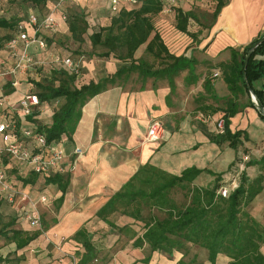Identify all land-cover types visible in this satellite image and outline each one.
<instances>
[{
    "label": "crops",
    "instance_id": "1",
    "mask_svg": "<svg viewBox=\"0 0 264 264\" xmlns=\"http://www.w3.org/2000/svg\"><path fill=\"white\" fill-rule=\"evenodd\" d=\"M215 7L216 2L213 0H164L163 10L154 17L156 27L170 53L196 60L193 67L200 75L198 82L196 84L188 82V70L182 71L175 77L172 87L165 77L144 78L135 73L128 80L110 86L106 91L91 98L83 107L82 118L72 138L64 137L56 144L51 143L63 149L65 153L63 162L67 168L73 163L76 165L74 170L68 172L70 183L62 202H57L61 195L58 185L43 183V192L46 190L50 194L45 201L46 205L52 204L57 209V219L54 220V224L47 226L49 234L54 237L47 236L46 232L42 233L28 247L18 251H16V243H7L0 238V257L8 259L0 264H77L76 253L82 250V245L72 239L73 235L83 226L91 232L99 231L105 225L107 226L97 217L98 209L142 164L149 161L167 170L168 166L161 163V158L163 155L165 157L169 155L171 161L177 160V166L180 164L181 167V158L173 159L176 153L182 151V143L178 137L196 136L206 142L210 134L217 133L216 122L223 113L221 111L215 114H210L209 111L203 113L199 107L203 109L211 104L215 107H225L229 98L237 102L240 110L231 118V129L246 130L250 139L244 141L245 146L251 148L255 154L264 155V118L255 107L250 105L248 93L238 95L231 93L223 78L222 70L216 66L231 58L230 47L242 52L249 43L264 34V0H227V4L214 19ZM178 8L184 11H195L197 20H190L188 30L196 35H188L176 28ZM63 9L68 12L70 9L88 12L91 21L94 18L100 23L106 21V24H109L113 15L109 2L106 0H65L62 8L55 12L58 21L57 29L42 32V37L52 39L50 45L47 43L48 53L41 51L37 45L31 47L36 58L48 62L46 69L43 67L45 72H42V76L30 73L21 75L9 73L14 61L6 46L0 50V86L4 85V95L8 100L0 121L13 118L20 124L19 129L30 130L32 134L36 133V124L19 117L18 102L22 94L26 91L37 93L38 88L35 82L44 80L47 75L50 76L49 73L52 74L53 69H63L70 73L61 65L49 63L50 53H56L62 57L78 58L79 56V54L73 55L64 48L59 49L55 44L56 38L62 36L56 34L63 33L65 34L63 36L70 37L66 35L68 25L62 19ZM48 12V8L43 9L39 15L43 16ZM0 15L10 16L6 8L4 11L0 8ZM6 33L7 30L0 29L1 35ZM146 47L147 43L139 47L135 52L136 59H146L144 56ZM81 62V75L76 82L79 86L91 80L98 81L113 75L118 67L124 64L115 57L95 59L84 57ZM162 67L164 65H160L159 62L155 66V68ZM208 71L212 79V91L203 86ZM263 85L264 78L256 83L258 88ZM200 97L207 99L201 102ZM54 107L56 106L41 102L37 107L39 113L35 115V118L43 124H51ZM46 111L48 113L45 118L50 119L49 123H46L44 114L42 115ZM197 113L208 118L207 121H202L203 123L196 121L195 118L199 117ZM252 116L257 124L256 128L250 126ZM153 119H160L166 125L171 135L169 141L164 143L147 139L148 126ZM181 139L184 141V138ZM20 140L28 145L34 144L32 136L21 134ZM0 144H3L2 141ZM222 146L230 147L227 143ZM77 148L81 150L80 154L76 153ZM125 152H132L133 155H122ZM237 153L239 152L236 150L234 158L228 162L226 168L216 173L227 170ZM115 154L122 156L116 157ZM0 168L6 172L7 181L12 185L21 182L20 176L27 177L31 172L24 164L12 161L8 156L3 157V155L0 157ZM181 170H183L182 167ZM226 177L229 178V175ZM37 183H27L25 187H33ZM199 186L206 185L199 184ZM10 194L9 191L6 193L0 191V196L5 201L1 208L4 221L12 219L10 214L13 217L17 215L7 205ZM39 195H35L36 198ZM24 207L25 210L27 207L28 210L31 208L27 204ZM16 221L15 228L29 231L37 229L32 227V224L24 217ZM94 244L97 249L102 248L95 242ZM114 259L117 264H131L137 261L133 259L121 263L118 258ZM114 259H107L106 263L114 264ZM140 263L137 262V264ZM164 264H170V262L165 261Z\"/></svg>",
    "mask_w": 264,
    "mask_h": 264
},
{
    "label": "trees",
    "instance_id": "2",
    "mask_svg": "<svg viewBox=\"0 0 264 264\" xmlns=\"http://www.w3.org/2000/svg\"><path fill=\"white\" fill-rule=\"evenodd\" d=\"M216 7L213 12L215 19L227 0H213ZM19 0H0V8H6L9 15H0V29L7 30L4 35L0 34V50L11 40L16 33L19 22L25 20L26 14L14 11ZM31 10L38 12L50 9L54 0H29ZM164 8V0H137V3H123L118 11H112L113 15L107 25L100 26L98 30L88 33L90 23L85 11L69 12L66 14L68 34L80 45L87 38L90 39L93 51L88 59L98 56L99 58L115 57L124 63L118 67L113 75L106 76L98 81L91 80L89 83L78 85L77 75L68 73L63 69H53L52 74L44 80L35 82L41 102L55 105L51 124H43L35 115L26 119L36 124V132L46 137L48 144L61 141L64 137L72 138L78 123L83 115V107L96 95L106 91L110 86L126 81L133 74L139 77H165L169 84L174 86V79L182 71L188 70V82L196 84L200 75L195 72L193 64L196 60L185 56H176L169 52L160 32L158 31L154 17ZM111 9V8H110ZM72 10V11H71ZM20 13V15H19ZM194 10L184 11L177 9L176 28L188 35H196L190 32L188 26L190 20H197ZM88 34L89 36L86 37ZM264 36L261 35L249 43L242 52L230 47L231 58L222 61L216 66L222 70L223 78L234 94L249 93V88L255 93L264 105V85L261 88L256 83L264 78V41L260 43L252 53L244 74V62L249 50ZM50 45L51 38L44 37ZM147 43L146 53L158 59L162 68H155L147 59L135 58V52L142 44ZM102 49L103 51H97ZM79 57H85L79 54ZM210 72L206 73L203 83L205 89L212 91V79ZM246 75V77H245ZM215 99V97L213 96ZM200 97L199 101L206 100ZM249 103L255 107L263 117L260 110L249 97ZM201 112L215 114L222 112L220 118L224 119L223 133H212L210 138L218 144L227 143L230 147L238 150L244 141L250 139L244 129L233 131L231 118L240 110V105L232 99H227L225 107H215L212 104L199 107ZM264 118V117H263ZM18 127L20 124L17 122ZM19 129V128H18ZM21 135L22 131L17 130ZM7 155H3L5 157ZM239 159L231 163L234 166ZM246 166L257 167L259 174L251 179L248 173L241 172L239 184L232 189L227 197L222 196L219 190L225 184V172L216 173L208 169H200L194 166L183 169L180 173H172L149 161L142 164L137 171L116 191L97 211V217L111 228L119 229L120 226L112 219L115 215L125 216L143 224L140 233L133 237L134 248L149 247L152 252H165L172 257L176 251L182 252L183 257L187 254V245H195L207 251L209 264H218L220 256L228 259V264H264V223L255 217L247 207L264 190V155L246 163ZM207 172L215 176L212 185L199 186L196 179ZM19 179L23 184H34L42 181L45 185L57 184L61 191L57 202H62L70 183V174L51 172L38 174L30 172L28 176L22 175ZM181 194L182 199H177ZM6 200V199H5ZM4 198L0 196V238L7 243H16V251L23 250L41 234L42 230H24L15 228V218L4 221L1 208ZM147 211V215L144 212ZM158 211L163 216L157 215ZM95 232L86 227L79 228L72 239L82 245V250L77 251V264H94L99 260L100 251L94 244ZM183 257L179 264H189ZM196 258V257H195ZM152 254L140 258L137 262L149 264ZM8 260L0 257V262ZM195 260V259H194Z\"/></svg>",
    "mask_w": 264,
    "mask_h": 264
},
{
    "label": "rangeland",
    "instance_id": "3",
    "mask_svg": "<svg viewBox=\"0 0 264 264\" xmlns=\"http://www.w3.org/2000/svg\"><path fill=\"white\" fill-rule=\"evenodd\" d=\"M31 8V3L29 0H19L17 6H14V11L20 12L23 14H28L29 10ZM38 12H41L39 10ZM88 15V20L90 23V27L88 29V33H92L93 31L98 30L100 26L107 25L106 21H103L100 23L98 20L93 18V21L90 20V13L85 12ZM56 35H62L61 37H57L55 40V44L59 49H66L73 55L75 54H84L85 57L88 58L90 53L93 51L91 41L89 38L85 40L84 43H81V45L74 41L71 37L63 36L65 34H56ZM88 37L89 35L86 34ZM97 51H103L102 49H99ZM145 58L153 63V65L157 66L158 59L154 58L151 54L145 53ZM99 58L98 56H94L93 59ZM102 58V57H101ZM111 58V57H110ZM120 60V59H119ZM121 61V60H120ZM251 97V95H250ZM45 111V109H44ZM48 112L42 113L44 114L43 118L46 120V123H49L50 119L45 118L46 114ZM196 115H199L197 113ZM195 115V116H196ZM196 121L202 120L198 117L195 118ZM250 126L253 128L257 127L256 122L253 119V116L250 117ZM27 123V122H25ZM217 123V122H216ZM31 124V123H27ZM164 124V123H163ZM166 133L165 138L159 142H167L169 141L171 135H169V131L167 130L166 125L164 124ZM184 138V141L181 139ZM181 144L182 151L179 153H176L173 156V159L181 158L182 165L181 167L183 169L187 167H197L200 169H208L213 172H219L222 170V168H226L228 165V162L234 158L236 150L227 147L222 146L223 144H218L209 138L208 141L203 142L201 137H178ZM200 142V143H199ZM57 142H55L56 144ZM203 143V144H201ZM239 153H237V156H239V159L237 163L234 166H229L227 170L223 171L225 174L229 175L228 177H224V179H227L225 181V184L222 186V188H227L229 191H231L234 187H237L239 184L241 172L245 170L248 173V176L251 179H254L258 174L259 170L257 167L253 166H246V163L250 160H253L255 158H260L261 156L258 154H255L252 152L251 148H248L245 146V142L240 145L239 149L237 150ZM130 153H123L122 155L129 156L133 155ZM115 154L116 157L122 156ZM172 156V155H171ZM159 159V158H158ZM161 163L167 164V170L170 172L180 173L181 167L180 164L177 166V160L171 161L170 156H164L161 158ZM236 159V158H235ZM234 159V161H235ZM180 161V160H179ZM231 165V164H230ZM181 170V171H180ZM71 172V171H70ZM215 177L207 172H203L197 179L195 184H204V185H212L214 183ZM21 181V180H20ZM7 185L9 186L5 191H2V193H6L9 191L13 196V200L10 201L7 199V205L12 209L11 211H14L16 213V217H13L12 214L11 218H15L16 220H20V218L24 217L25 220H27L29 223H31V220L28 219V215L37 212L41 217V224L37 226H33L34 228H37L39 230H42V233L47 236H53L52 234H49L50 232L47 229V226H50L54 224V220L57 219V209L52 204H48L41 200V197L46 196L47 200L48 197H50V194L48 191L43 192V182L40 181L33 187H25L23 182H16L12 185V183L8 182ZM237 185V186H236ZM36 198V196H38ZM36 195V196H35ZM177 199L181 200V194H178ZM30 206L31 208L28 210H25V205ZM39 205H41L39 207ZM45 205V206H43ZM48 206V207H47ZM247 209L255 216L257 217L262 223H264V190L255 198V200L247 207ZM157 215L163 216L162 213L158 211H154ZM147 211L144 212L145 215H147ZM20 214V215H19ZM10 219V218H9ZM113 220H115L120 226H124L123 228L119 229L118 231L116 228H111L110 226L103 227L101 230L96 231L94 235L93 241L97 244V246L102 247L99 249L100 255L99 260L95 261L94 264H107V259H114L118 258L121 263L126 262L127 260H138L140 258L147 257L152 254V260L149 264H164L165 261H169L170 264H179L178 261L183 257L182 252L176 251L172 257H169L165 252H152L149 247L144 248H134L133 243V237L141 232L143 224L140 222H136L130 218H127L125 216L115 215L112 217ZM54 237V236H53ZM47 240V239H46ZM52 243V242H50ZM112 245L109 247V245ZM52 246V245H51ZM187 254L183 257L184 261H186L189 264H209L208 261V255L207 251L201 247L188 244L187 245ZM264 251V247H263ZM196 257V258H195ZM77 258V257H76ZM195 259V260H194ZM114 264L116 263V260L114 259ZM154 262V263H153ZM144 264V263H140ZM218 264H228V259L220 256L218 260Z\"/></svg>",
    "mask_w": 264,
    "mask_h": 264
},
{
    "label": "built area",
    "instance_id": "4",
    "mask_svg": "<svg viewBox=\"0 0 264 264\" xmlns=\"http://www.w3.org/2000/svg\"><path fill=\"white\" fill-rule=\"evenodd\" d=\"M65 0H54L49 12L40 16L36 12H29L24 21L19 22L16 28L15 36L6 43L10 55L14 61L12 68L8 71L11 74H34L42 76L45 72V66L48 62L44 59H38L31 51L33 45L44 53H48L47 41L42 37L44 30H56L58 21L55 17V12L62 8ZM109 2L112 11H118L123 3H137V0H106ZM62 19L66 20V14L62 13ZM82 58L62 57L58 54L50 53V61L53 65H61L68 69L71 74L81 75ZM43 67L45 69H43ZM43 72V73H42ZM48 71L46 70V73ZM51 74V73H49ZM4 85L0 86V117L4 114V107L7 104V99L4 95ZM41 104L40 97L33 91H26L22 94L18 102V111L20 118H27ZM202 121H207L203 115L198 117ZM217 132L223 133L224 119L217 120ZM17 121L13 118H7L0 121V157L7 155L9 159L20 164H24L28 171L38 174H49L51 172L66 173L75 169L76 165L73 163L69 168L64 164L65 153L61 146L48 144L46 137L42 133H34L30 130L18 129ZM17 130L22 131V135L32 136L34 144L28 145L20 140V135ZM165 127L160 119H153L150 121L147 130V139L149 141H161L165 138ZM76 153L80 154L81 150L77 148ZM6 172L0 168V191H5L9 186L7 185ZM237 186V185H236ZM236 188V187H234ZM233 188V189H234ZM219 193L227 197L230 191L227 188H221ZM9 200H13V196H9ZM45 202L46 196L41 197ZM33 226L41 224V217L37 212L28 215Z\"/></svg>",
    "mask_w": 264,
    "mask_h": 264
},
{
    "label": "water",
    "instance_id": "5",
    "mask_svg": "<svg viewBox=\"0 0 264 264\" xmlns=\"http://www.w3.org/2000/svg\"><path fill=\"white\" fill-rule=\"evenodd\" d=\"M264 41V36L249 50V52L246 55L245 58V62H244V74H245V69L247 66V63L252 55V53L254 52L255 48ZM246 77V75H245ZM249 93L251 95V98L253 100V102L256 104V106L258 107V109L260 110L261 114L264 117V105L260 102V100L258 99V97L255 95V93L252 91L251 88H249Z\"/></svg>",
    "mask_w": 264,
    "mask_h": 264
}]
</instances>
